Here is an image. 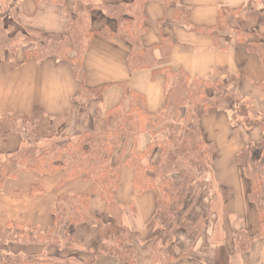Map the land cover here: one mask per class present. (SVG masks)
I'll return each instance as SVG.
<instances>
[{
  "label": "trees",
  "instance_id": "obj_1",
  "mask_svg": "<svg viewBox=\"0 0 264 264\" xmlns=\"http://www.w3.org/2000/svg\"><path fill=\"white\" fill-rule=\"evenodd\" d=\"M42 1L61 6L66 18L65 29L61 34L25 30L23 41L35 44L25 52V61L39 63L49 57L68 60L80 85L77 99L80 110L87 114L89 99L97 101L98 107L91 117L87 116L86 128L73 135L62 131L65 123L62 117L53 118L49 128L39 136L35 133L36 122L29 116L22 113L11 116L9 131L3 132L0 127V139L7 137L9 132H19L34 147L0 163V189L7 180L15 179L23 171L33 172L39 178L62 173L61 184L82 178L91 181L92 188L85 194L66 192L60 195L52 211L51 224L46 229L10 224L19 230L15 240L69 249L77 244L70 228L96 222L101 252L115 256L120 264H139L127 225L128 214L136 210L135 200L122 204L116 199L122 171L128 167L133 172L134 189L155 194L156 209L149 221L153 230L152 264H175L182 259L195 258L199 243L205 240V226L218 220L216 211L212 210L216 196L209 176L213 174L219 149L214 141L206 138L201 113L221 110L229 115L231 124L247 128L258 125L263 134L258 143L247 144L237 154L243 175L250 183L248 200L257 210L259 231L257 234L248 229L236 231L232 250L221 244L215 250L212 264H232L233 255L249 253L254 243L264 238V115L252 99L236 94L239 78L230 81L191 78L181 69L158 67L159 57L166 58L170 54L173 39L161 37L159 44L144 46L142 36L148 31L146 17L142 11L135 14L130 5L98 4L91 0ZM95 8L115 19L117 27L112 29L105 25L92 29L91 11ZM9 9L10 0H4L0 5L1 13L8 10V14H12ZM263 12L264 0H247L235 9L221 8L216 24L211 27L193 25L190 12L181 10L176 11L175 20L193 31L233 32L238 43L257 55L264 70V35L253 39L254 35L242 28L243 21L252 20ZM2 21L4 18L0 17V33L4 34L11 26ZM96 35L116 36L131 44L130 71L151 68L155 74L164 76L166 100L163 108L150 114L146 97L131 90L126 83L120 84L123 99L119 104L109 109L101 106L103 93L109 85L89 87L85 81L84 59ZM13 45L9 38L0 40V53H4V58H15L18 43ZM18 121L21 124H17ZM172 126L175 131L163 135ZM40 190L39 184L33 188V192ZM94 194L105 203L103 216L91 211ZM0 264L96 263L73 255L68 258L6 256Z\"/></svg>",
  "mask_w": 264,
  "mask_h": 264
},
{
  "label": "crops",
  "instance_id": "obj_2",
  "mask_svg": "<svg viewBox=\"0 0 264 264\" xmlns=\"http://www.w3.org/2000/svg\"><path fill=\"white\" fill-rule=\"evenodd\" d=\"M91 1L130 5L135 14L142 11L148 26V31L142 36L144 46L159 44L161 37H169L174 42L170 54L166 58L159 57L158 67L181 69L191 78L226 81L239 78L236 94L252 99L264 115V70L257 55L248 52L246 45L238 43L233 32L209 34L193 31L183 22L175 20L176 11L181 10L190 12L193 25L211 27L216 24L221 8L235 9L247 0H166L168 5L163 0ZM3 2L0 0V5ZM9 10L13 13L0 11V17L8 18L22 32L31 29L61 34L65 29L66 18L57 4L42 0H10ZM105 25L115 29L117 21L107 17L102 9H93L92 29H101ZM242 28L253 34V39H257V35H264V12L252 20L243 21ZM33 48V44L24 43L18 48L14 59L0 58L1 129L8 132L10 117L20 113L36 122L35 133L39 136L44 134L55 117L65 118L62 131L67 135L85 129L87 116L94 114L98 107L97 101L89 99L87 114L83 113L77 102L80 85L73 75L71 63L55 57L39 63L25 61V52ZM130 52L131 44L123 38L93 37L84 59L86 84L89 87L109 85L103 93L101 104L103 108L109 109L122 101L120 84L126 83L131 90L146 97L147 111L155 114L163 108L166 100L164 76L155 74L151 68L130 71ZM201 125L206 138L214 141L219 149L212 177L217 190L215 196L220 197L217 215L224 225L223 244L226 245L228 240L232 241L236 231L248 229L253 234L259 231L257 210L248 200L250 183L243 175L237 154L247 144L258 143L263 134L258 125L247 128L231 124L229 115L221 110L201 113ZM32 147L33 144L25 140L21 133L9 132L7 137L0 139V163ZM62 177L63 174L58 173L39 178L33 172L23 171L15 179L7 180L0 189V260L6 256L68 258L75 255L96 264H120L115 256L101 252L96 222L72 226L70 233L77 244L69 249L15 240L19 230L10 224L46 229L51 224L52 211L60 195L91 191L92 182L89 180L78 178L61 184ZM132 177V170L125 167L116 199L122 204L135 200L136 210L128 214L127 225L139 264H152L150 253L153 230L149 221L156 209L155 194L153 191L139 192L134 189ZM36 184L40 185L41 190L33 192ZM91 211L98 216L104 215L105 203L99 195H93ZM218 211H221V216ZM236 256L239 264H264V238L257 240L249 253ZM197 258L182 259L175 264H211L208 260L204 263ZM232 264H235L234 258Z\"/></svg>",
  "mask_w": 264,
  "mask_h": 264
},
{
  "label": "rangeland",
  "instance_id": "obj_3",
  "mask_svg": "<svg viewBox=\"0 0 264 264\" xmlns=\"http://www.w3.org/2000/svg\"><path fill=\"white\" fill-rule=\"evenodd\" d=\"M4 22H5V24L6 23H8V24L10 23V26L11 27L9 29V32L8 31L7 32H4V34L3 33L2 34L0 33L1 34L0 35V40H4V38L5 39H8L9 38L11 40L12 46H14L13 44L18 43V48L22 44L26 43V42L23 41V32H22V30H20L19 28H17V26H14L12 24V22L8 18L4 19V21H2V24ZM27 43H29V42H27ZM33 45L35 46V44H33ZM4 57H5L4 53L3 52L0 53V58H4ZM17 124H21V121H18ZM174 129H175V126L174 127L173 126L170 127L169 129L166 130L165 133H163V135L164 134L168 135V133L172 134L175 131ZM36 147L37 146H35V148ZM209 177L213 181V177L211 175ZM212 183H213L212 184V187H213L214 191L217 192V190L215 188L216 187L215 183L214 182H212ZM211 196H212V193H211V195H209V198ZM219 206H220V197L218 195V198L215 197L214 200L212 201V208H213L212 210L216 211V213H217V210L219 209ZM218 212H219V216H221L222 215L221 214V211H218ZM221 222H222V219L219 218L215 223H213V222L211 223L210 222V223H208L205 226V228L203 230V233H204V236L203 237H205V240L202 239V241L199 243V248L196 251V255H197L196 257H198L197 258L198 260H201L204 263H206V261L208 260L212 264V258H214V254L216 253L215 250L217 248H219V246L221 244H223V240H224V237H225V235L222 233V227L224 225L221 224ZM182 240H183L182 242L185 243L186 238L185 239H182ZM206 241H207V245H206ZM227 244H228V248L230 250H232V241L231 240H228ZM204 246H206V247H204ZM202 258H204L206 260H204ZM233 258H234L235 264H239L240 263V261H239V259H238V257L236 255H234Z\"/></svg>",
  "mask_w": 264,
  "mask_h": 264
}]
</instances>
